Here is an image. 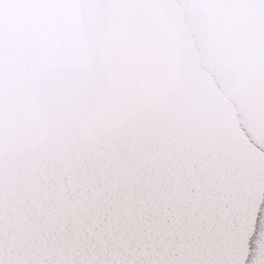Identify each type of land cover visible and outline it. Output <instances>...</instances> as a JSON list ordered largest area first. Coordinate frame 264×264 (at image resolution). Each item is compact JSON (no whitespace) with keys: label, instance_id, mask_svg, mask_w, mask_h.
Returning a JSON list of instances; mask_svg holds the SVG:
<instances>
[{"label":"snow or ice","instance_id":"6c2138e0","mask_svg":"<svg viewBox=\"0 0 264 264\" xmlns=\"http://www.w3.org/2000/svg\"><path fill=\"white\" fill-rule=\"evenodd\" d=\"M0 264H264V0H0Z\"/></svg>","mask_w":264,"mask_h":264}]
</instances>
